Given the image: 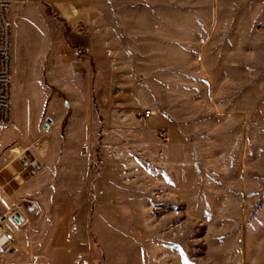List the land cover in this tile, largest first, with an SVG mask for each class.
Returning <instances> with one entry per match:
<instances>
[{"label":"rangeland","instance_id":"rangeland-1","mask_svg":"<svg viewBox=\"0 0 264 264\" xmlns=\"http://www.w3.org/2000/svg\"><path fill=\"white\" fill-rule=\"evenodd\" d=\"M8 1L0 264H264V0Z\"/></svg>","mask_w":264,"mask_h":264},{"label":"built area","instance_id":"built-area-1","mask_svg":"<svg viewBox=\"0 0 264 264\" xmlns=\"http://www.w3.org/2000/svg\"><path fill=\"white\" fill-rule=\"evenodd\" d=\"M10 3L0 0V125L9 124L13 115V67H12V30L9 20ZM154 115L151 109L141 114V120L146 121ZM164 143L169 136L162 133ZM23 217L19 213L0 215V249L15 248V230L22 224Z\"/></svg>","mask_w":264,"mask_h":264},{"label":"crops","instance_id":"crops-1","mask_svg":"<svg viewBox=\"0 0 264 264\" xmlns=\"http://www.w3.org/2000/svg\"><path fill=\"white\" fill-rule=\"evenodd\" d=\"M3 207H5V204H3V199H2V197H0V212H1L0 214L1 215H2V213H5Z\"/></svg>","mask_w":264,"mask_h":264},{"label":"water","instance_id":"water-1","mask_svg":"<svg viewBox=\"0 0 264 264\" xmlns=\"http://www.w3.org/2000/svg\"><path fill=\"white\" fill-rule=\"evenodd\" d=\"M50 121V120H49ZM45 130H49V127L48 125H45Z\"/></svg>","mask_w":264,"mask_h":264}]
</instances>
